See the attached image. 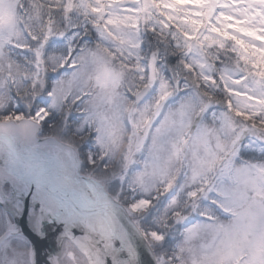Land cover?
<instances>
[{
  "label": "snow or ice",
  "instance_id": "6c2138e0",
  "mask_svg": "<svg viewBox=\"0 0 264 264\" xmlns=\"http://www.w3.org/2000/svg\"><path fill=\"white\" fill-rule=\"evenodd\" d=\"M48 239L264 264V0H0V264Z\"/></svg>",
  "mask_w": 264,
  "mask_h": 264
},
{
  "label": "water",
  "instance_id": "95a60500",
  "mask_svg": "<svg viewBox=\"0 0 264 264\" xmlns=\"http://www.w3.org/2000/svg\"><path fill=\"white\" fill-rule=\"evenodd\" d=\"M23 219H26V218H23ZM78 234H79V233H78ZM44 245H45V248H46V247H49L48 244H47V242L44 243ZM45 254H46V253H45ZM45 254H44V255H45ZM45 256H46V255H45ZM41 258H42V257H41ZM41 264H43V263H41Z\"/></svg>",
  "mask_w": 264,
  "mask_h": 264
},
{
  "label": "bare ground",
  "instance_id": "6f19581e",
  "mask_svg": "<svg viewBox=\"0 0 264 264\" xmlns=\"http://www.w3.org/2000/svg\"><path fill=\"white\" fill-rule=\"evenodd\" d=\"M52 240L54 241V239H52ZM42 249H43L42 251H43L44 253L49 252V251H47L45 248H42Z\"/></svg>",
  "mask_w": 264,
  "mask_h": 264
}]
</instances>
